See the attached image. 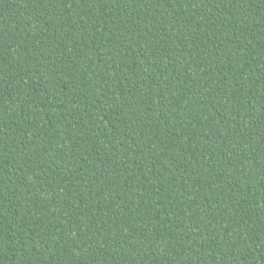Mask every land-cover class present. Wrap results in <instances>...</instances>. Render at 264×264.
Segmentation results:
<instances>
[{
	"label": "trees",
	"instance_id": "trees-1",
	"mask_svg": "<svg viewBox=\"0 0 264 264\" xmlns=\"http://www.w3.org/2000/svg\"><path fill=\"white\" fill-rule=\"evenodd\" d=\"M0 264H264V0H0Z\"/></svg>",
	"mask_w": 264,
	"mask_h": 264
}]
</instances>
